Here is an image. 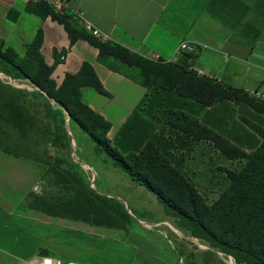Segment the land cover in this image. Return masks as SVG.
I'll return each instance as SVG.
<instances>
[{
    "label": "trees",
    "instance_id": "trees-1",
    "mask_svg": "<svg viewBox=\"0 0 264 264\" xmlns=\"http://www.w3.org/2000/svg\"><path fill=\"white\" fill-rule=\"evenodd\" d=\"M38 6L43 15H50L64 25L70 43L78 38L87 41L98 51V63L145 89L125 125L112 140L107 139L110 124L82 103L84 87L108 97L88 63H83L76 74H66L61 85H55L50 79L52 67L43 63L38 52L40 32L26 46L22 58L6 47L3 54L0 52V59L64 109L70 122L94 143L95 152L102 153L131 184L149 191L164 215L173 219L178 228L230 256L237 264H264V129L245 122L260 138L259 144L246 154L218 136L206 118L212 114L211 109L219 110L228 103L246 106L264 116V101L200 76L184 64L149 61L117 44L94 38L84 30L71 31L67 26L71 18L56 14L44 1ZM7 16L14 19L11 11ZM65 54L66 51L54 53V65L61 63ZM160 119L185 138L194 142L210 141L225 157L244 160L237 173L228 174L229 185L212 205L205 203L180 172L179 163L168 153L169 148H162L152 134L151 123ZM32 126H35L34 121L18 100L1 101L0 151L13 154L3 138L15 133L25 139L24 133ZM56 131L62 133L63 129L59 127ZM15 145L25 148L20 141ZM32 206L28 209L48 216L112 228L120 227L121 220L128 218L123 207L112 199L98 197L95 200L79 189L70 201L35 202Z\"/></svg>",
    "mask_w": 264,
    "mask_h": 264
},
{
    "label": "crops",
    "instance_id": "crops-1",
    "mask_svg": "<svg viewBox=\"0 0 264 264\" xmlns=\"http://www.w3.org/2000/svg\"><path fill=\"white\" fill-rule=\"evenodd\" d=\"M54 0H0V41L22 58L26 46L41 33L38 49L52 67L50 79L61 85L66 74H76L88 63L107 96L90 87L81 89V101L110 124L112 140L145 94V89L97 62L98 51L78 38L70 43L64 25L43 15L40 2ZM56 14L71 18V31L90 25L101 41L117 44L141 57L184 64L198 75L244 92H264V0H64ZM13 13V20L7 16ZM85 31V30H84ZM86 32V31H85ZM87 33V32H86ZM180 42L194 47L178 55ZM66 51L54 65V53ZM2 153V152H1ZM2 156L8 155L2 153ZM10 159V158H9ZM17 160V159H14ZM18 161V160H17ZM3 167V166H2ZM8 174L2 168L0 177ZM3 192V191H1ZM0 192V258L13 264H40L42 258L64 264L92 263L89 230L54 216L28 209L26 202H10ZM141 263L137 259L129 263Z\"/></svg>",
    "mask_w": 264,
    "mask_h": 264
},
{
    "label": "rangeland",
    "instance_id": "rangeland-1",
    "mask_svg": "<svg viewBox=\"0 0 264 264\" xmlns=\"http://www.w3.org/2000/svg\"><path fill=\"white\" fill-rule=\"evenodd\" d=\"M6 47L0 41L2 54ZM5 100H18L35 124L26 130L25 139L15 133L3 138L13 151L7 157L0 151V169L8 174L0 177V192L7 200L24 201L27 207H33L35 202H67L79 189L95 200L112 199L128 214L118 228L73 221L92 235L104 237L91 238L92 263L134 264L129 263L131 257L139 264H237L230 256L178 228L149 191L131 184L102 153L95 152L94 143L70 122L64 109L0 59V102ZM209 112L212 114L206 118L214 132L228 144L246 154L259 144L260 138L248 124L264 129V116L233 103ZM161 122L151 123L152 134L162 148H169L180 172L205 203L212 205L229 185L228 174L237 173L244 160L229 159L210 141L194 142ZM59 127L62 133L56 131ZM19 141L25 148H17ZM17 153L20 157H13ZM0 264L13 261L0 258Z\"/></svg>",
    "mask_w": 264,
    "mask_h": 264
},
{
    "label": "built area",
    "instance_id": "built-area-1",
    "mask_svg": "<svg viewBox=\"0 0 264 264\" xmlns=\"http://www.w3.org/2000/svg\"><path fill=\"white\" fill-rule=\"evenodd\" d=\"M51 6L54 10L56 11H61L62 8L65 6L64 0H54L51 2ZM84 30L93 36L94 38L101 39V34L90 27L88 24H84L83 26ZM194 51V47L188 44L187 42H180L176 48V53L178 55H181L182 53H192ZM145 59L153 62L159 61V58L157 56H147L144 57ZM252 96L255 98L264 101V92L259 93V92H251ZM40 264H62L60 260L57 259H51V258H42Z\"/></svg>",
    "mask_w": 264,
    "mask_h": 264
}]
</instances>
